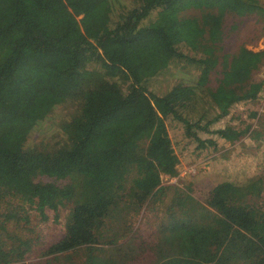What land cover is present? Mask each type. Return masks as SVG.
<instances>
[{
  "label": "trees",
  "instance_id": "obj_1",
  "mask_svg": "<svg viewBox=\"0 0 264 264\" xmlns=\"http://www.w3.org/2000/svg\"><path fill=\"white\" fill-rule=\"evenodd\" d=\"M255 13L264 6L250 0H0V264H27L25 207L65 204L48 250L65 264H264V173L217 179L202 202L162 185L179 173L168 126L197 150L230 143L240 133L216 124L264 92V50L248 49L262 35ZM142 47L162 61L153 76L125 59ZM214 49L243 92L222 111L201 85ZM160 73L182 82L161 88ZM65 105L53 143L31 146ZM140 212L141 232L127 225Z\"/></svg>",
  "mask_w": 264,
  "mask_h": 264
},
{
  "label": "rangeland",
  "instance_id": "obj_2",
  "mask_svg": "<svg viewBox=\"0 0 264 264\" xmlns=\"http://www.w3.org/2000/svg\"><path fill=\"white\" fill-rule=\"evenodd\" d=\"M254 1L260 6H264L261 0ZM111 9V13L113 12ZM256 29L262 32L258 40L252 39L248 46L254 52L264 50V15L255 13L252 18ZM156 26V24H155ZM116 48H114V51ZM226 51V50H225ZM225 51L214 49L210 65L202 73L201 85L205 86L206 93L212 98L216 108L222 111L233 98H239L243 95L242 89L235 79L228 77L222 70V58ZM152 52L145 50L132 51L125 59L130 66L135 67L144 76H153L159 69H162L160 58L155 63H150ZM161 67V68H158ZM170 74L160 73L158 81L167 78L166 82L161 85L172 89L181 84V78H174ZM158 77V75H157ZM155 77V78H157ZM264 78V68L256 73V79ZM168 88V89H169ZM264 92L253 102L238 101L233 102L228 107L226 115L216 124V128H227L236 130L240 136L230 143L225 142L215 136L211 137L216 145L206 146L204 149L197 150L196 145L184 138L182 130L167 127L166 134L169 136L175 152L176 165L179 173L176 177L165 176L162 180L163 186H178L180 188L191 189L194 198L202 202L214 187L216 180H242L253 177H261L264 173ZM155 105V104H154ZM156 107V105H155ZM70 111L68 105L57 108L50 117L42 123L40 129L32 133L28 138L31 146L42 148L41 144L48 142L49 146L54 140L48 141L54 137L59 130V123L65 118ZM159 115L162 110L157 109ZM191 144H190V143ZM44 181H50L45 179ZM71 204H65L57 208V211L46 209L43 215L36 211L35 207H25L24 210L28 216V222H20L16 227L27 228L31 241V252L26 260L27 264H65L62 255L53 256L48 254L49 248L59 241L64 234V225L66 218L71 209ZM151 209L160 210L156 207ZM144 212V211H143ZM143 212L138 216L133 213L129 215L130 221L127 225L134 228L135 231L141 232V220ZM21 218L25 217L24 212H20ZM10 223L9 226H13ZM136 234V233H135ZM134 234V235H135ZM147 236V235H146ZM120 243L122 240L119 241ZM149 255L142 256L139 264H148ZM73 264H81V255L73 257ZM68 264V263H67Z\"/></svg>",
  "mask_w": 264,
  "mask_h": 264
},
{
  "label": "built area",
  "instance_id": "obj_3",
  "mask_svg": "<svg viewBox=\"0 0 264 264\" xmlns=\"http://www.w3.org/2000/svg\"><path fill=\"white\" fill-rule=\"evenodd\" d=\"M263 3H264V0H261ZM263 102H264V100H263Z\"/></svg>",
  "mask_w": 264,
  "mask_h": 264
}]
</instances>
